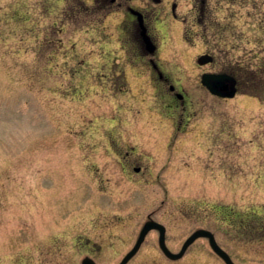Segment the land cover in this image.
<instances>
[{"label":"rangeland","instance_id":"374dc122","mask_svg":"<svg viewBox=\"0 0 264 264\" xmlns=\"http://www.w3.org/2000/svg\"><path fill=\"white\" fill-rule=\"evenodd\" d=\"M154 10L159 87L122 11L0 0V264H80L96 247L108 264L148 217L264 263V83L250 76L264 78V0H208L198 19L192 0ZM203 72L235 73L236 94L212 95ZM169 83L187 94L179 109ZM153 244L129 264H221L201 240L175 262Z\"/></svg>","mask_w":264,"mask_h":264},{"label":"flooded vegetation","instance_id":"af4514ba","mask_svg":"<svg viewBox=\"0 0 264 264\" xmlns=\"http://www.w3.org/2000/svg\"><path fill=\"white\" fill-rule=\"evenodd\" d=\"M133 1L134 0H101V4H102V7L109 12L122 11L124 13L125 17H124L123 22H122V24L118 30H120L121 35H123L129 39L127 45L128 46L131 45L134 47V50L130 54V56H137L139 60H142L147 66H149L150 73L155 74V76H156V80H155L156 83L154 86L159 87V86L166 84V82H168L169 78L166 75V73L160 69L159 62H157V60H155V58H154V56H158V54H157L158 53V45H157V42L155 39V34L153 32L154 26L151 24V21L153 19H155V17L157 16V13L159 12V11L155 12V10H154L155 6L161 5L164 2V0H145L146 2L143 5L132 4ZM192 3H194V10L196 11V18L198 19V18H201L202 16H204L206 8L208 7V0H192ZM146 6H150V7L152 6L150 11L146 8ZM176 8H177V3L174 1L170 2L169 14L171 16H173V18H175V19L178 18ZM150 12L153 13V15L149 14ZM139 18L142 19V24H143L142 27L140 25ZM143 31L146 33V35H148V37L150 39L151 44L149 45V47H146V43H145L143 35H142ZM171 86H173L174 88L171 89ZM168 88H169L168 94L170 96H172V98L174 100V105H172V107L174 109H177V108L179 109L180 106H184L186 103V99H187L186 92L183 91L182 89L177 90L176 86L172 85L171 83H169ZM177 93H180L181 96L180 97L176 96ZM134 170L136 172H138L140 170V168L134 167ZM149 218L150 217H148L147 219H149ZM209 231L212 234L215 242L223 250H225L228 253V255L230 256V258L234 262V264H238L237 260L232 255L230 250L227 247L220 244V241L218 240V236H216V233L211 231V230H209ZM105 232L107 233L109 231H104V233ZM139 232H140V229L136 231V234H135L136 238H137ZM163 232H164L163 233V240H164L166 247L171 252L177 253L178 251L181 250L185 240L193 231L189 232V233L182 234L180 238H175V236H173L174 238H172V235H170V233H168L167 229H165ZM160 234H161V231L159 229L148 230L145 234V237H144L143 242H142L141 246L139 247V249L125 264H129L134 258H136V256L139 255L144 242H147L150 239L154 243L153 246H154L155 250L157 252H159L161 257H163L165 260L167 259L168 262H175V261H178V260L185 258V255L189 252L192 245L195 242L201 240L202 242L206 243L208 248L214 253V255L216 256V258H218V260L220 261L221 264H226V262L212 250V248L210 246V239L208 236L198 237V238L194 239L193 242L191 244H189L188 247L185 249L184 254L180 258L172 259L162 250V247L160 245ZM109 236H112V235L109 234ZM136 238L124 250L119 252L118 255L116 257H114L108 264H118L121 261V259L124 257V255L131 249L134 242L136 241ZM94 245L98 246L100 244L94 243ZM95 246H94V248H95ZM92 249H93V247H92ZM97 249L98 248L96 247V250H93L88 255H84V256L85 257L88 256V257L92 258L96 264H106V262H107L106 253H103L102 251H98L99 249L98 250ZM82 259L80 261V264H82ZM140 261H141V263L151 264L154 261V259L153 260L151 258L141 259ZM154 263H156V261Z\"/></svg>","mask_w":264,"mask_h":264},{"label":"water","instance_id":"95a60500","mask_svg":"<svg viewBox=\"0 0 264 264\" xmlns=\"http://www.w3.org/2000/svg\"><path fill=\"white\" fill-rule=\"evenodd\" d=\"M144 39L145 41L148 43L149 39L146 35H144ZM149 47V45H148ZM212 60V56L208 55V54H203L201 56H199L198 58V62L200 63H204V62H208ZM201 83L204 84L207 89L216 95L219 96H228L231 97L235 94V78L227 73H203L201 76ZM151 228H157L160 230H163L164 227L163 225L159 224L158 222L154 221V220H148L144 223L141 232L133 246V248L124 256V258L122 259V261L120 262V264H124L138 249V247L140 246L143 237L146 233L147 230L151 229ZM202 235H208V232L202 229H199L197 231H195L184 243V246L182 248V250L179 253H171L169 252V250L164 246L162 237H163V233L161 232V245L163 247V250L168 253L172 258H178L182 255V253L184 252L186 246L196 237L198 236H202ZM211 245L213 247V249L220 255H222L224 257V259L227 261L228 264H233L229 257L226 255V253L220 249L211 239ZM82 264H95L91 259L89 258H85L83 260ZM259 264H264V263H259Z\"/></svg>","mask_w":264,"mask_h":264},{"label":"trees","instance_id":"16d2710c","mask_svg":"<svg viewBox=\"0 0 264 264\" xmlns=\"http://www.w3.org/2000/svg\"><path fill=\"white\" fill-rule=\"evenodd\" d=\"M250 76H251L252 83H258L259 85L264 83V78L261 75H259L258 73H255V74L250 73ZM237 78H238V76H237ZM238 82L240 83L239 78H238Z\"/></svg>","mask_w":264,"mask_h":264}]
</instances>
